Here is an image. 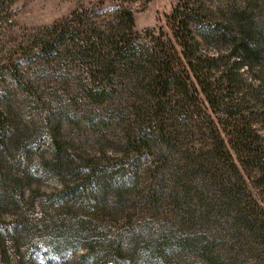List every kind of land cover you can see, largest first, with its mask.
I'll return each instance as SVG.
<instances>
[{"label": "trees", "instance_id": "trees-1", "mask_svg": "<svg viewBox=\"0 0 264 264\" xmlns=\"http://www.w3.org/2000/svg\"><path fill=\"white\" fill-rule=\"evenodd\" d=\"M79 2L36 35L34 58L78 64V89L104 105L87 124L103 135L119 126L111 156L59 143L52 155L58 173L81 163L67 198L89 195L131 226L133 240L119 234L107 262L178 264L192 254L205 264H264V26L244 11L227 17L206 0H179L168 31L140 32L128 0ZM3 117L0 109V146Z\"/></svg>", "mask_w": 264, "mask_h": 264}, {"label": "rangeland", "instance_id": "rangeland-1", "mask_svg": "<svg viewBox=\"0 0 264 264\" xmlns=\"http://www.w3.org/2000/svg\"><path fill=\"white\" fill-rule=\"evenodd\" d=\"M107 1L109 6L116 5V0ZM178 2L128 0L140 32L146 28L168 31L167 15ZM206 2L216 15L231 17L244 11L246 20L264 26V0ZM79 3L86 2L0 0V109L5 122L0 146V230L5 253L0 255V264H110L103 252L113 240L119 234L128 243L133 240L126 220L112 215L95 198H67L65 184L83 175L77 173L82 169L80 162L63 167L61 173L52 165L56 143L80 155L104 149L111 156L119 141L117 124L110 123L111 132L106 135L98 126L87 124L89 114L104 105L88 101L78 89L74 82L81 75L78 64L34 58L36 35L67 18ZM257 69L256 65L253 74L259 85ZM135 213L133 220L138 223L143 214ZM87 249L93 254L81 262ZM242 260L245 264L255 261L252 256ZM177 262L205 264L192 254H181ZM150 264L174 261L162 257Z\"/></svg>", "mask_w": 264, "mask_h": 264}]
</instances>
